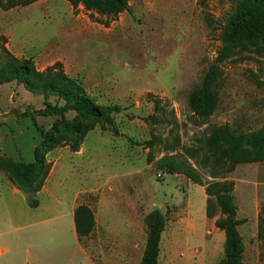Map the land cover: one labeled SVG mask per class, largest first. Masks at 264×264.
Listing matches in <instances>:
<instances>
[{
	"label": "rangeland",
	"instance_id": "1",
	"mask_svg": "<svg viewBox=\"0 0 264 264\" xmlns=\"http://www.w3.org/2000/svg\"><path fill=\"white\" fill-rule=\"evenodd\" d=\"M235 1L129 0L131 12L116 17L90 15L68 0L0 7V37L12 54L32 58L38 70L60 62L98 103L122 107L114 115L117 134L97 126L77 151L60 133V142L45 154L49 175L31 206L22 192L12 193L6 165L32 161L41 132L63 122L24 115L43 107L42 95L14 81L0 84V228L14 237V263L26 256L20 248L31 240L37 255L59 263L140 264L147 236L143 218L158 208L166 216L159 264H219L224 234L215 226L218 209L211 204L207 210L204 184L229 180L242 220V263L264 264V162L212 176L203 147L211 126L228 124L234 132L263 127L264 49L248 47L222 62L212 115L201 120L189 107ZM73 117L68 113L65 121ZM161 160L178 171H168ZM78 205L88 206L94 217L92 232L80 241L89 259L66 231Z\"/></svg>",
	"mask_w": 264,
	"mask_h": 264
},
{
	"label": "trees",
	"instance_id": "2",
	"mask_svg": "<svg viewBox=\"0 0 264 264\" xmlns=\"http://www.w3.org/2000/svg\"><path fill=\"white\" fill-rule=\"evenodd\" d=\"M5 1L3 3L0 0V7L3 9L28 5L36 0ZM68 1L73 7L81 4L85 10L90 11V15L96 13L100 16L116 17L124 11L131 12L129 0ZM4 43L5 38L0 37V84L14 81L30 92L42 95L43 107L34 112H25L24 115L55 116L63 122L61 126L56 122L52 129L41 132L43 137L34 150L32 161L6 165L8 180L25 193L31 206H36L38 203L34 196L43 187L51 167L45 160V154L60 142V133L66 136L70 150L77 151L85 135L97 126L117 134L114 115L119 113L122 107L118 104L98 103L78 81L64 72L60 62L38 70L32 58H18ZM248 47L264 49V0H236L233 4L221 29L220 46L216 55L208 65L199 86L190 94L189 107L195 117L205 120L212 115L218 102L214 85L220 65L236 52ZM51 97L55 100L52 101ZM154 106L159 107L158 100H154ZM68 113H72L74 117L65 121ZM149 119L156 121L152 116ZM203 143L204 158L211 162L212 176L230 172L237 164L264 162V125L249 132H234L228 124L214 125L208 129ZM160 165L167 166L168 171H178L171 161L161 160ZM184 173L193 182H200L195 173ZM204 185L207 210L211 204L218 209L220 216L216 219L215 226L224 234L223 256L219 264H243L245 246L238 231L242 220L236 217L233 182L214 180ZM259 218L261 225H264V208H261ZM73 221L80 241L92 232L94 217L88 206L78 205L73 211ZM143 221L147 227V236L140 264H159L160 240L165 229L166 216L160 209L155 208L145 214Z\"/></svg>",
	"mask_w": 264,
	"mask_h": 264
},
{
	"label": "crops",
	"instance_id": "3",
	"mask_svg": "<svg viewBox=\"0 0 264 264\" xmlns=\"http://www.w3.org/2000/svg\"><path fill=\"white\" fill-rule=\"evenodd\" d=\"M11 185L14 187L15 191L12 190L13 194H18L22 191L17 189L12 183ZM24 195L25 193L22 192ZM26 198V195H25ZM70 218L66 220V231L68 230L69 232L72 233V235L76 239V249L81 251L86 257L89 259L87 256L85 250L83 249L80 240L75 232V227H74V221H73V211L69 213ZM14 237L10 236L8 230L6 228H0V264H16L14 263L15 259H13V256L16 252H19V250H16V246L14 244ZM30 242L26 245L24 248H20L22 250L23 255L25 254L26 256L23 257L21 261L17 264H68L64 262H57L54 261L53 259L46 260L45 258L40 257L35 253V249H33V244L32 241L29 240ZM19 249V248H18ZM40 253V252H39Z\"/></svg>",
	"mask_w": 264,
	"mask_h": 264
}]
</instances>
